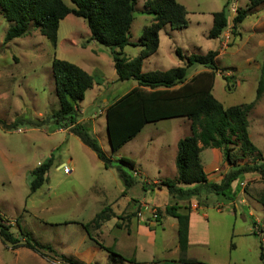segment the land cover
Here are the masks:
<instances>
[{
	"label": "rangeland",
	"instance_id": "obj_1",
	"mask_svg": "<svg viewBox=\"0 0 264 264\" xmlns=\"http://www.w3.org/2000/svg\"><path fill=\"white\" fill-rule=\"evenodd\" d=\"M64 1L72 6L68 0ZM145 1L139 0L135 6L130 29L134 44L139 42L143 28L152 22V15L146 14ZM176 1L187 12V27L174 30L165 26L158 35V50L144 60L141 72H162L183 66L175 55L176 49L183 56L217 51L211 93L224 108L254 104L248 114V136L264 166V92L255 100L264 61V2L249 10V0ZM224 6H227V26L218 39H208L212 14ZM237 10H248V15L233 34L232 20ZM9 26L0 15V216L10 224L11 232L29 234L40 245L81 264H110L109 255L93 240L102 249L131 263L179 262L175 254L177 229L171 227V219L164 214L165 207L173 206L175 200L157 192L144 206L140 200L142 185L149 189L155 184L154 179H171V159L177 152L175 142L190 135L189 121L173 118L148 124L126 146L112 153L104 107L99 102L102 96L96 99L95 95L105 91L102 99L109 94L121 96L136 82L117 80L111 51L96 42L88 43L85 22L71 15L60 23L55 48L32 26L26 36L3 44ZM140 50L127 46L122 53L132 59ZM53 59L78 66L100 83L98 89L87 91L79 103L83 112L79 119L82 117L85 120L82 123L91 130L88 120L94 117L95 138L113 166L119 165V159L124 157L136 163L135 170L140 168L143 172L141 179L135 178L134 173L124 168L136 180L128 194L132 200L125 209L112 204L123 187L115 167L105 169L76 136L68 130L60 132L62 127L53 119L59 110L51 71ZM203 71L206 70L201 66H191L186 81ZM221 75L228 78L231 91L226 90ZM16 122H19L16 127H11ZM233 154H240L237 148ZM200 157L208 164L205 167L214 161L210 150L203 151ZM48 160L52 165L45 183L30 194L31 172ZM244 162L250 163L251 159ZM62 163L70 174L58 167ZM239 183L240 179L233 184V193L239 190ZM228 204L223 195L211 193L207 209L190 212L194 238L188 257L207 264H264V259L260 260V246L264 255V178L259 176L257 182H247L234 208ZM108 205L120 213L115 214L118 219L114 220V226L107 223L102 232L104 224L95 227L90 220ZM161 219L163 231L157 227L156 232L152 230L146 235L135 227ZM252 221L256 222L255 228ZM85 225L93 240L87 237ZM149 240L153 243L149 244ZM48 262L28 249H12L0 241V264H59Z\"/></svg>",
	"mask_w": 264,
	"mask_h": 264
},
{
	"label": "trees",
	"instance_id": "obj_2",
	"mask_svg": "<svg viewBox=\"0 0 264 264\" xmlns=\"http://www.w3.org/2000/svg\"><path fill=\"white\" fill-rule=\"evenodd\" d=\"M68 1L72 6L64 0H0V15L10 25L3 44L26 36L32 26L55 48L60 22L68 15L82 19L90 33V41L111 51L117 80L135 81L138 85L105 110V128L112 153H116L135 138L147 124L173 118H186L189 121L190 135L180 139L176 145L175 178L161 180L150 186L149 190L165 189L175 200L173 206L165 207L164 214L177 222L179 263L199 264L185 258L188 246L190 200L197 199L202 188L210 194L226 196L225 192L230 189L231 184L244 174L255 173L264 178V168L259 162L260 153L248 136V114L254 104L224 108L213 97L211 91L217 71L215 65L217 51H208L205 55L183 56L181 50L176 49L175 55L183 62V66L162 72H141L143 61L158 50V35L165 26L174 30L187 27V12L176 0L145 1L144 8L147 9L146 14L152 15V22L143 28L137 44L130 42V29L134 20L135 6L139 0ZM263 2L264 0H249L248 9H253ZM226 7L212 14V25L207 33L208 39H218L226 28L228 23ZM247 15L248 10L236 11L232 20L233 34ZM127 46L140 47L141 51L135 58L128 59L122 53ZM193 65L201 66L206 71L199 72L186 81L187 69ZM51 71L59 104V110L53 115V119L62 130H68L91 150L105 169L115 167L124 186V195L126 190L136 184L135 178L124 170L127 168L135 173L134 163L121 157L119 165L113 166L97 139L91 134L89 127L79 122V103L84 100L86 91L93 87L95 79L78 66L58 59H53ZM221 76L226 82V90L231 91L227 83L228 78ZM263 92L264 61L255 91V100L259 99ZM18 123L12 124L11 127H16ZM235 148L238 149L239 155L233 154ZM205 149L220 150L224 162L229 167L218 184L209 182L203 171L199 154ZM247 158L251 159L250 163L244 162ZM51 165V160H48L31 172L30 194L45 183V175ZM142 190L146 191L148 188L142 185ZM182 202L186 204H180ZM113 218L118 219L110 207H104L94 216L91 224L99 227ZM252 225L256 227L254 221ZM83 229L89 239L93 240L86 225ZM253 235L256 236V233L253 232ZM0 241L12 249L25 248L41 258L58 261L61 264H81L73 258L57 254L49 246L40 245L29 234L20 232L15 235L11 232L10 224L1 216ZM93 241L102 249L95 240ZM260 249V260H263L262 246ZM104 251L109 255L111 264L125 262L108 249Z\"/></svg>",
	"mask_w": 264,
	"mask_h": 264
},
{
	"label": "crops",
	"instance_id": "obj_3",
	"mask_svg": "<svg viewBox=\"0 0 264 264\" xmlns=\"http://www.w3.org/2000/svg\"><path fill=\"white\" fill-rule=\"evenodd\" d=\"M69 16V15H68ZM67 16V17H68ZM67 17H65L62 21H64ZM61 21V22H62ZM60 22V23H61ZM59 26H60V24H59ZM59 29V28H58ZM58 33V32H57ZM87 42L89 43V42H94V41H90V33H89V38L87 39ZM130 42H131V40H130ZM132 43V42H131ZM123 51V50H122ZM141 51V50H140ZM129 59V58H128ZM133 59V58H132ZM144 62V61H143ZM143 64V63H142ZM142 67V66H141ZM83 70V69H82ZM84 71V70H83ZM86 72V71H85ZM87 73V72H86ZM87 74H89V73H87ZM90 75V74H89ZM90 76H92V75H90ZM93 77V76H92ZM94 78V77H93ZM95 79V78H94ZM100 86V83H98L97 82V80L95 79V84L93 85V87L91 88V89H89V90H87V91H94V89H95V87H97V89H98V87ZM135 87H138V85H137V83H136V85H133L132 87H131V89H133V88H135ZM130 89V90H131ZM129 90V91H130ZM86 91V92H87ZM100 92H102V93H100ZM100 92H97L96 93V99L98 98V97H100V96H105V94H104V92L103 91H100ZM128 92V91H127ZM126 92V93H127ZM125 94V93H124ZM123 94V95H124ZM123 95H121V96H123ZM121 96H118V95H115V96H111L110 94L108 95V96H106V97H104L103 99H102V97H101V100L99 101L100 102V104H102L103 105V107H104V110H103V116H104V119H105V110H106V108L110 105V104H112L114 101H116L118 98H120ZM84 97H85V95H84ZM79 107H80V104H79ZM80 114H83V112H82V110H80ZM88 121H90L91 122V124H92V128H91V134L93 135V137H95V134H96V132H95V121H94V117L93 118H91V119H89ZM88 121H86V122H88ZM79 122H85V120L84 119H82V117L79 119ZM148 125V124H147ZM147 125H145L144 126V128L141 130V132L145 129V127L147 126ZM60 132H65L66 130H62V129H60L59 130ZM140 132V133H141ZM139 133V134H140ZM138 134V135H139ZM134 139V138H133ZM180 139H178L176 142H175V144L177 145V142L179 141ZM130 142V141H129ZM128 142V143H129ZM127 143V144H128ZM126 144V145H127ZM126 145H124V146H126ZM123 146V147H124ZM205 150H210L212 153H213V155H214V161L208 166V167H205V166H207L208 164H204L203 162H202V159H201V157H200V155L202 154V152L203 151H205ZM205 150H202L201 152H200V154H199V157H200V161H201V165H202V168H203V171H204V173L206 174V176H207V180L209 181V182H212V183H216V184H218L221 180H222V178H223V176L225 175V173L229 170V167L227 166V164L224 162V159H223V155H222V152L220 151V150H218V149H205ZM176 156V155H175ZM174 160H175V157H172V159H171V165H170V168H171V180L172 179H174L175 178V172H174V170H173V166H174V169H175V165H174ZM133 162V161H132ZM264 162V161H263ZM134 163V162H133ZM63 165H65V164H60L58 167H62ZM134 166H136V163H134ZM57 167V168H58ZM264 167V166H263ZM134 177L135 178H142L143 177V172L140 170V168H138L137 170H136V172L134 173ZM159 178H162V179H154V180H152V182H154V183H157V182H159V181H161V180H164L165 178H163V177H159ZM239 179H240V183L238 184V188H239V190L237 191V193H233V191H232V186H233V184L234 183H236V182H238L239 181ZM258 179H259V175L258 174H244V175H241V176H239L238 177V179L236 180V181H234L232 184H231V187H230V189L227 191V196H223L224 198H226L227 199V201L229 202V204H228V206H232L233 208L235 207V204L237 203V200H238V196H240L242 193L244 194V185L247 183V182H249L250 180L251 181H255V182H257L258 181ZM142 183H145L146 181H141ZM123 185V184H122ZM134 187V186H133ZM132 187V188H133ZM132 188H130V189H128V190H126V192H125V194L123 195V192H124V186L122 187V188H120L119 189V195H118V197H117V199H115V201L112 203L113 205H116L117 207H119L120 208V210L121 209H125L128 205H129V203L131 202V200H132V197H129L128 196V194H129V190H131ZM241 188V189H240ZM141 189H142V186H141ZM143 191V190H142ZM155 192H157V193H160L161 195H163V196H165L164 198H166V197H168V193H167V191L165 190V189H162V190H146V191H143V194H142V197H141V200H140V203H142V205L144 206V204H146V203H149V198H153L154 197V193ZM209 196H210V193H208L205 189H201L200 190V195H199V197L196 199V198H192L191 200H190V212H191V214L193 213V212H196V211H198V210H202V209H207L206 208V204H207V201H208V198H209ZM180 204H186V203H180ZM113 205H108V206H106V207H110L113 211V213L114 214H118V213H120L119 211L118 212H116V211H114V207H112ZM217 211H219V210H217ZM191 214H189V228H188V246H187V251H186V254H185V258L187 259V260H192V261H194V262H197V263H199V264H207V263H202V262H199V261H196V260H194V259H192V258H190V257H188V255H187V252H188V250H189V248H190V246H191V243H192V239L194 238V235H193V228H192V226H193V219H192V216H191ZM96 215V214H95ZM94 215V216H95ZM250 215V214H249ZM166 216V215H165ZM168 217V216H167ZM94 218V217H93ZM92 218V219H93ZM91 219V220H92ZM116 218H113V219H111L110 221H108V222H106V223H103L104 225L102 226V232H103V230H104V228L106 227L105 225H107V223H111L112 222V225L111 226H109V227H112V226H114V220H115ZM164 219V218H163ZM163 219H161L160 221H158V222H152V223H149L148 225H144L143 223H140V224H138V225H136L135 227L137 228V230H139V231H141V232H143L144 234H146V235H148L149 233H150V231H152V230H155L154 232H156V228L157 227H160L161 228V230L163 231V228H162V226H163V224H162V220ZM169 219H171V227H174V228H176L177 229V222H176V220L174 219V218H172V217H169ZM90 220V221H91ZM255 222V221H254ZM136 223H137V220H136ZM256 223V222H255ZM86 233V232H85ZM87 235V234H86ZM176 236H177V232H176ZM88 237V236H87ZM89 238V237H88ZM149 244H152L153 243V240H149V242H148ZM134 247V246H133ZM132 247V248H133ZM99 249H101V248H99ZM102 250V249H101ZM102 251H104V250H102ZM58 254V253H57ZM176 255H178V259H179V250H178V243H177V247H176V253H175ZM67 257V256H66ZM41 258V257H40ZM42 259H44V258H42ZM74 259V258H73ZM47 260V259H46ZM76 260V259H75ZM47 261H49L50 262V260H47ZM109 261V260H108ZM179 261V260H178ZM48 262V263H49ZM54 262H58V261H54ZM110 262V261H109ZM164 262H166V261H164ZM59 264H61L60 262H58ZM138 262H137V260L135 261V263H131V262H128V261H126L125 260V262H122L121 264H137ZM150 263V261H148V263H146V264H149ZM167 263V262H166ZM50 264H52V263H50ZM54 264V263H53ZM87 264H91L90 262L89 263H87ZM111 264V263H110ZM152 264V263H151ZM170 264H180L179 262H175V263H170Z\"/></svg>",
	"mask_w": 264,
	"mask_h": 264
},
{
	"label": "built area",
	"instance_id": "obj_4",
	"mask_svg": "<svg viewBox=\"0 0 264 264\" xmlns=\"http://www.w3.org/2000/svg\"><path fill=\"white\" fill-rule=\"evenodd\" d=\"M61 169L63 170V172H64L65 174H70V173H71V171H70L65 165H63V166L61 167Z\"/></svg>",
	"mask_w": 264,
	"mask_h": 264
},
{
	"label": "water",
	"instance_id": "obj_5",
	"mask_svg": "<svg viewBox=\"0 0 264 264\" xmlns=\"http://www.w3.org/2000/svg\"><path fill=\"white\" fill-rule=\"evenodd\" d=\"M106 134H107V137H108V141H109V136H108V132H107V130H106ZM109 145H110V142H109Z\"/></svg>",
	"mask_w": 264,
	"mask_h": 264
}]
</instances>
